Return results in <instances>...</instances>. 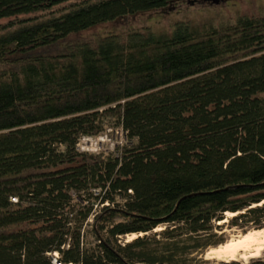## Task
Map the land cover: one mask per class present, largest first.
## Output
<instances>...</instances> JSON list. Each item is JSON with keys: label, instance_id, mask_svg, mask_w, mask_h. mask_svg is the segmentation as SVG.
<instances>
[{"label": "trees", "instance_id": "trees-1", "mask_svg": "<svg viewBox=\"0 0 264 264\" xmlns=\"http://www.w3.org/2000/svg\"><path fill=\"white\" fill-rule=\"evenodd\" d=\"M187 1L0 0V264H264L190 255L264 226V4L79 36Z\"/></svg>", "mask_w": 264, "mask_h": 264}, {"label": "rangeland", "instance_id": "rangeland-1", "mask_svg": "<svg viewBox=\"0 0 264 264\" xmlns=\"http://www.w3.org/2000/svg\"><path fill=\"white\" fill-rule=\"evenodd\" d=\"M264 4V0H198L194 2V0H191L190 2H182L177 6L176 9H161V10H149L146 12H139L133 15L126 16L125 18L121 20H117L115 22H106L104 24H98L94 27L89 28L86 31H83L82 34H77L76 36H92L93 34L100 32L102 30L106 29H113V28H120L124 27L130 24H137L140 23L141 20H146L149 17H158L160 18L159 22L166 23L172 18L175 17H183V16H197L198 18L206 19V18H225L227 16H232L237 12H247V13H253L257 10L258 5ZM166 21V22H165ZM72 39V37H70ZM118 128H111L108 127L106 132L98 133V134H91L83 137L81 144L85 145V147L88 150L97 149L96 145H103L104 150H113L118 146L117 142L118 140ZM102 147V148H103ZM236 214V212L234 213ZM234 214L230 213H224V216L214 221L216 224H219L218 227H216L213 231H215V235L211 234L209 236V239L215 240V239H221V241H218L215 244H210L208 247L214 246L216 244H219L221 242H224L226 240L235 239L240 236L244 232H252L253 238H254V244H252L251 247L245 249V252H253L254 246H259L260 248L257 250V252H253V255L251 256H242L240 253L242 250H238V252L234 255V258H228L227 260H239L243 263L249 262L253 259L257 258H264V226L256 227L252 225L248 226L245 230H243L242 227H237L235 225H232L230 223V218ZM161 228H163V225L160 224L153 228V231H159ZM152 231V232H153ZM140 233H135L133 237H136ZM131 236V233L129 234H121L118 237V241L120 242H126L129 241V237ZM159 238L161 236L157 235ZM153 246H156L155 242L152 243ZM206 248H203V250H195L190 255L201 257L203 259L207 260H225L223 258H213V257H204V251ZM54 254V253H53ZM246 254V255H247ZM59 261V260H58Z\"/></svg>", "mask_w": 264, "mask_h": 264}, {"label": "bare ground", "instance_id": "bare-ground-1", "mask_svg": "<svg viewBox=\"0 0 264 264\" xmlns=\"http://www.w3.org/2000/svg\"><path fill=\"white\" fill-rule=\"evenodd\" d=\"M127 132L128 131L124 127L119 129L117 142H123L124 140H127L128 138ZM225 213L234 214L235 212L225 211ZM134 235L135 232H131V236L129 237L128 240H131L130 238ZM252 244H254V238L252 232H244L242 236L238 238L226 240L224 242L206 248V250L204 251V257L223 258L227 260L228 258H234V255L238 252V250H242V252L240 253L242 256H251L253 255V252H257V250L260 248L259 246H254L253 247L254 251L248 252L247 254V252H245V249L251 247ZM69 264H74V263H69Z\"/></svg>", "mask_w": 264, "mask_h": 264}, {"label": "built area", "instance_id": "built-area-1", "mask_svg": "<svg viewBox=\"0 0 264 264\" xmlns=\"http://www.w3.org/2000/svg\"><path fill=\"white\" fill-rule=\"evenodd\" d=\"M84 137H85V136H84ZM82 139H83V138H82ZM82 139L80 140L79 144L81 145L82 148L87 149V148L85 147V145H82V144H81ZM96 147H97V149H94V151H99V150H101V149H104L103 145H96ZM102 147H103V148H102ZM54 264H61V263H60L57 259H54Z\"/></svg>", "mask_w": 264, "mask_h": 264}]
</instances>
